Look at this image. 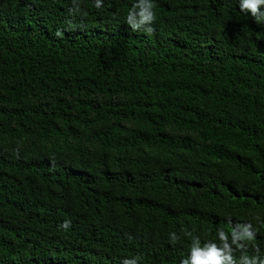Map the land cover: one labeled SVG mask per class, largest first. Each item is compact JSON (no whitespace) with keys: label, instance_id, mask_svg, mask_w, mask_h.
I'll list each match as a JSON object with an SVG mask.
<instances>
[{"label":"trees","instance_id":"16d2710c","mask_svg":"<svg viewBox=\"0 0 264 264\" xmlns=\"http://www.w3.org/2000/svg\"><path fill=\"white\" fill-rule=\"evenodd\" d=\"M137 3L0 0V264H181L221 230L264 258V21L153 0L134 31Z\"/></svg>","mask_w":264,"mask_h":264},{"label":"clouds","instance_id":"9594fccd","mask_svg":"<svg viewBox=\"0 0 264 264\" xmlns=\"http://www.w3.org/2000/svg\"><path fill=\"white\" fill-rule=\"evenodd\" d=\"M95 6L100 8L102 6V0H96ZM264 6V0H240V10L242 12H250L252 17L255 18L257 23L264 21V12L260 11V8ZM155 4L153 0H138V3L128 13L126 22L134 30H140L145 25H151L156 19V14L153 11ZM137 9L139 10L137 12ZM138 17V18H137ZM145 31L151 32V27L145 28ZM57 36H61L59 31ZM63 229L67 230L70 227V221L63 222L60 225ZM191 235V233H187ZM253 231L249 227L245 228L242 232L237 233L234 229L231 230L232 242L236 244L237 249H244L245 244L239 243V241H251L253 239ZM220 245L218 246L214 242H207L201 247L200 239L198 237L192 238L190 246V257L181 260V264H264V258L254 256L249 258L247 255H242L237 261L231 254L234 250L227 244L228 234L223 230L218 232ZM179 238L175 233L171 234V240L175 242ZM228 254H225V253ZM138 259V258H137ZM122 264H136V259H125Z\"/></svg>","mask_w":264,"mask_h":264}]
</instances>
